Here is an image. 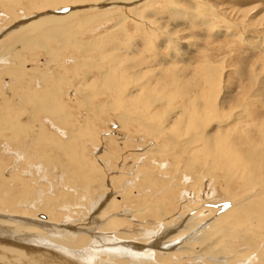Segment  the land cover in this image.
<instances>
[{
  "label": "bare ground",
  "instance_id": "6f19581e",
  "mask_svg": "<svg viewBox=\"0 0 264 264\" xmlns=\"http://www.w3.org/2000/svg\"><path fill=\"white\" fill-rule=\"evenodd\" d=\"M168 2L0 0V264H264V145L237 123L246 110L167 102L165 70L116 38L167 50L150 15ZM203 78L221 85L212 66ZM112 119L121 142L104 137Z\"/></svg>",
  "mask_w": 264,
  "mask_h": 264
},
{
  "label": "rangeland",
  "instance_id": "374dc122",
  "mask_svg": "<svg viewBox=\"0 0 264 264\" xmlns=\"http://www.w3.org/2000/svg\"><path fill=\"white\" fill-rule=\"evenodd\" d=\"M177 1V3L169 4L167 0L168 11L165 8V12L162 11L163 14L157 15L156 12V15H150V18L156 22L159 28H167V42L171 38V41L167 43L171 45H167L166 50L163 46L164 37L162 35L156 36L158 38L153 44L155 50L159 51L157 57L147 46L141 35H139L141 38L135 35V40L133 39L132 42H128L124 33H119L116 38L125 43L124 51L126 54H130L131 49L138 47V50H134L135 57L149 61L153 66V70L158 72L165 70L161 75L162 82L165 81L167 87H169L167 94L170 98L167 102L172 99L179 106L183 105L184 102L193 104L196 100V103H199L201 107H206L209 105L207 103L208 99L212 96L217 106L221 108L222 114H228L231 111L237 112L244 108L246 117L237 123H243L252 136L261 140L259 144L263 143L264 145V0ZM200 1L213 5L211 12H214L213 14L220 18L219 21L213 19L212 13L197 9V3ZM172 12L174 14L171 15ZM228 26L231 27L230 30L227 29ZM105 28H111V25H107ZM127 29L128 32H134V28L130 23L126 27ZM157 34L159 35V32ZM115 41L112 44H115ZM130 45L133 48H130ZM175 46L178 48V56L173 54L175 52L172 48ZM45 60L46 57H42L40 64H44ZM210 66L215 70L216 82L220 81L221 83L219 88L215 84L214 93H210L207 86L205 88L203 80L204 70ZM152 69H148L147 72L152 71ZM47 72L51 73L50 71ZM177 78H183L184 80L176 84L175 80ZM201 95L203 99L198 98ZM112 121L115 122V125L110 126V131H104L106 128L103 129L104 137H112L117 142H121L125 132L118 130L115 119H112ZM218 129L216 125H213L209 128V134L216 132ZM238 146L244 147V144ZM106 147L104 145L103 149ZM112 163L119 165L114 161ZM129 163L127 166L131 165L132 161L129 160ZM107 171L106 173L109 175L111 172ZM111 186L114 187L112 191L117 192V187L115 185ZM137 191L134 195L139 194ZM219 193L221 194V192ZM191 194L193 195V193ZM116 197L118 201L122 200L120 194ZM210 201L208 200L209 203ZM230 202L227 200L222 204H218L230 208L232 204ZM47 218H49V215ZM148 220L154 223L152 218Z\"/></svg>",
  "mask_w": 264,
  "mask_h": 264
}]
</instances>
